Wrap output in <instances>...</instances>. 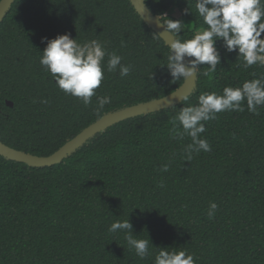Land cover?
I'll return each instance as SVG.
<instances>
[{
    "label": "trees",
    "instance_id": "obj_1",
    "mask_svg": "<svg viewBox=\"0 0 264 264\" xmlns=\"http://www.w3.org/2000/svg\"><path fill=\"white\" fill-rule=\"evenodd\" d=\"M144 1L163 23L183 22L181 40L207 27L196 0ZM69 33L80 43L99 40L132 66L121 78L107 71L106 56L87 106L65 95L39 62L45 37ZM216 47L221 64L207 77L208 66H200L187 103L119 123L52 167L0 156V264H154L158 248L186 250L195 264H264V106L255 115L244 101L243 112L206 122L201 137L212 150L190 162L182 158L190 138H173L172 118L202 92L222 94L264 74L258 64L238 66V51L227 52L223 41ZM169 52L129 0H16L0 25V141L50 156L104 115L171 94L184 80L173 81ZM105 95L111 103L97 116V96ZM210 202L218 205L214 219ZM117 219H129L133 235L156 247L148 257L128 249L125 232H109Z\"/></svg>",
    "mask_w": 264,
    "mask_h": 264
},
{
    "label": "clouds",
    "instance_id": "obj_2",
    "mask_svg": "<svg viewBox=\"0 0 264 264\" xmlns=\"http://www.w3.org/2000/svg\"><path fill=\"white\" fill-rule=\"evenodd\" d=\"M195 8L207 27L191 39L177 38L182 32V26H185L182 21L167 18L162 23L172 38L170 43L165 42L170 49L166 67L173 81H187L193 76L197 77L201 65L208 66L203 71L204 76L214 73L217 65L221 64L217 41H223L224 48L229 53L238 51V61H243L238 66L248 69L258 64L264 67V39L261 38L264 34V0H196ZM187 14L186 9L185 15ZM42 42L46 43L39 61L43 70L51 75L65 95L79 98L86 106L92 103L91 98L97 95L95 90L100 88L104 79L106 56L108 72L118 71L123 78L132 71L131 65L123 64V58L116 52H106L104 45L97 39L80 43L78 39H72L69 33L57 35L53 39L45 37ZM123 46L125 45L122 41L121 47ZM252 75L255 77L256 73ZM180 99L187 103L189 98L184 95ZM244 101L250 113L259 115L258 107L264 106V74L243 82L242 86H226L222 94L216 91L202 92L196 104L180 108L172 118L174 126L177 122L179 124V127L173 129V138L183 141L185 137H189L191 140L184 147L182 158L190 162L194 154L210 152L212 148L209 141L201 137L206 132L205 123L217 120L218 114L222 112H243ZM40 102L48 103L47 100ZM110 103L109 96H97V116ZM170 164L171 161L162 165L160 171L167 172ZM164 186L161 180L158 187ZM217 210V203L210 202L207 210L210 219L215 218ZM132 228L129 219H117L110 226L109 232H125L128 249L134 250L139 258L145 259L150 255V246H154L149 239L136 238ZM158 249L154 264H195L194 256L186 250Z\"/></svg>",
    "mask_w": 264,
    "mask_h": 264
},
{
    "label": "water",
    "instance_id": "obj_3",
    "mask_svg": "<svg viewBox=\"0 0 264 264\" xmlns=\"http://www.w3.org/2000/svg\"><path fill=\"white\" fill-rule=\"evenodd\" d=\"M141 19L165 42H171V36L166 32L162 26V21L158 16H155L147 7L144 0H129ZM16 0H1L0 1V25L5 19L6 15L10 12ZM166 44V42H165ZM167 45V44H166ZM189 59V58H186ZM197 86V77L193 76L171 94L156 100L146 103H140L131 107L118 109L112 113L106 114L96 122L89 125L82 130L76 137L69 140L59 150L50 156H36L33 154L25 153L14 148H11L0 141V156L13 160L16 162L24 163L30 167H52L62 163L75 151L79 150L88 141L96 135L107 131L109 128L122 123L124 121L147 116L158 113L163 110L171 109L182 103L180 97L187 95L188 97L193 94ZM9 106L13 107L11 101L7 102Z\"/></svg>",
    "mask_w": 264,
    "mask_h": 264
},
{
    "label": "rangeland",
    "instance_id": "obj_4",
    "mask_svg": "<svg viewBox=\"0 0 264 264\" xmlns=\"http://www.w3.org/2000/svg\"><path fill=\"white\" fill-rule=\"evenodd\" d=\"M175 16H177V17H178V16H179V14H178V13H175ZM187 25H188V26H192V24H191L190 22H187ZM200 31H201V30H200Z\"/></svg>",
    "mask_w": 264,
    "mask_h": 264
}]
</instances>
